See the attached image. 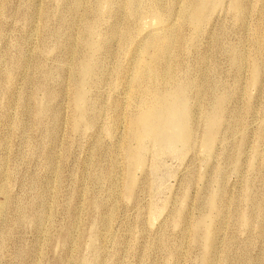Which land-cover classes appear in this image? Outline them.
<instances>
[{"label":"rangeland","instance_id":"1","mask_svg":"<svg viewBox=\"0 0 264 264\" xmlns=\"http://www.w3.org/2000/svg\"><path fill=\"white\" fill-rule=\"evenodd\" d=\"M233 1L208 0L213 13L198 28L181 18L184 0H161L163 16L131 0H82L78 11L74 0H0V264H264V64L254 80L253 37L264 0H243L245 15ZM164 28L178 41L175 83L139 85L113 34L155 63L144 43ZM146 88L200 102L202 116L228 97L218 141L204 147L200 114L188 150L166 143L174 128L161 120L163 143L134 140L129 122ZM126 145L145 164L132 194ZM209 227L211 253L195 242Z\"/></svg>","mask_w":264,"mask_h":264},{"label":"bare ground","instance_id":"2","mask_svg":"<svg viewBox=\"0 0 264 264\" xmlns=\"http://www.w3.org/2000/svg\"><path fill=\"white\" fill-rule=\"evenodd\" d=\"M131 3L133 5H135L136 3L140 4L142 5V8L149 10V11L159 13V14L165 12V9H163L161 0H131ZM81 6H82V0H74V10L75 11H78L81 8ZM231 7L234 11H237L243 14L244 8H245L244 1L234 0L231 3ZM212 8H213V4L212 6H210L208 3V0H184V6L182 8L181 18L183 19L185 23H191L193 27L201 28V26H203L204 23L206 22V19L212 15L213 13ZM161 16L163 15L161 14ZM242 18H245V16ZM260 20L262 21L263 24L261 25V27H259V29L253 35L255 39L254 51H255V55L257 54L258 56L257 61L254 62V71H255L254 80L259 79V75L261 72V69L259 71V68H262L264 64V61H263V58H264L263 57L264 16L263 15H262V19ZM239 21H242V20L240 19ZM94 26L95 24H92V23L86 24V31L84 35L85 41H87L88 35L93 30ZM117 35H118V32L113 34L112 41L117 39L124 46L123 52L128 53L127 57H128V60L130 59V62H131L128 65V71L131 70L130 76L134 77V80L139 85L144 79H149V82H152L153 79L155 78L158 79L159 77H163L162 81L165 85H174L175 78H173L170 74H168L169 70L172 71V69L176 67V63H174L173 61V53L175 54V56H176V53H178V49L176 48L178 41L175 40V35L173 32L168 30V28H164L160 32L158 31L157 35L151 36L150 39L144 43L145 45H148L146 47L151 51V54L153 53L154 58H155V63L154 61L153 62L150 61L152 59L151 55L148 56L147 54H144V56L142 55L143 57L141 56L138 59H134L133 53L136 52L138 54V52H140V50L143 48V45L139 47L138 51L134 52L133 49L129 50L131 47H128L127 41L124 40L123 37L117 36ZM182 43H183L182 48L188 47L187 42H184V40H182L181 45ZM190 45H193L192 41L190 42ZM195 45H198V44H195ZM200 54L202 56V53ZM239 54L235 53V56L233 58V63L236 66L237 70L240 71L241 73V70L244 68L245 58L243 57L244 58L243 59L241 55ZM97 55L99 54L97 53ZM161 63L165 64V67L163 70H159V65ZM85 64H88V63L85 62ZM181 86L182 84L176 85L177 92L179 91ZM151 87L154 88L156 86H151ZM81 93H82V90L79 89L78 94L74 95V104H79V95ZM143 95H144L143 99L139 105V107H141L140 112H138L137 110V112L133 114V116L130 118L131 119L129 122L130 137H133V139L136 141H146V140L149 141V138H150L152 140L150 142L152 143H156V144L163 143V141H160V137H161V130L159 129L160 127L153 126L156 121L161 120V122L165 123L167 126L169 125L174 128V137L171 138L166 143L173 145L175 142H180L182 144L183 150H188L189 148H191L194 142L196 141V130L193 126L195 125V122L197 121L196 120L197 115L200 114L202 116V111L198 110V107L201 108L202 104L199 102L194 105L192 104L187 105V102L183 101V104L178 105L175 103V100H174L175 94L173 95L172 93H161V90L159 89L148 90V88H146V90H144ZM227 100H228V97L226 98L225 96L222 95L216 99L215 106L213 107L211 111L209 110V111L203 112L202 121L204 123V127L206 128V131L205 133L202 134L201 137H202L204 147H206L207 149H211L213 144L219 139L221 132L218 128V124L220 123L222 125L224 123L223 122L224 119H226L224 117V110L227 107ZM115 108L116 109L118 108L116 102H115ZM80 114L76 115V118L79 121L85 120L87 124L94 125L95 121L93 119L88 120L87 118L86 120L87 115H81L78 118ZM231 125L233 126V124ZM127 146L128 145L125 146V154L127 158V177L129 178V181L126 187L128 191L130 192V194H132L134 190L136 189L135 187L137 185L135 173L139 169L140 170L145 169V164L141 163L139 167H137L134 161L137 155V151H132L129 148L127 149ZM103 180L106 182L112 181L111 178L109 177V174L105 175L103 177ZM89 204L92 207V211L97 212L100 208L97 201H91ZM208 204H209V209L211 210L214 204L213 199L209 200V202L204 207V210L207 208ZM1 213L2 211L0 209V215ZM204 219L205 221H207L206 215L204 216ZM21 221H23L22 218L20 219V222ZM202 225H204V220L199 222L195 226V230L198 231V229ZM92 226H93V230L95 231L96 224ZM212 239H213V233L211 231V227L208 228V233L204 238L202 237V240L195 236V242H203V246H205V250L209 253H211L213 249L212 242H211ZM95 245L96 244L93 241V236H91L89 246L94 251H95ZM98 246L100 248V244ZM54 249L56 248L54 247Z\"/></svg>","mask_w":264,"mask_h":264}]
</instances>
